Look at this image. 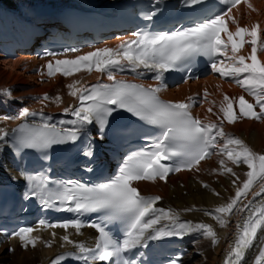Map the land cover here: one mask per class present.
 <instances>
[{"label": "snow or ice", "instance_id": "6c2138e0", "mask_svg": "<svg viewBox=\"0 0 264 264\" xmlns=\"http://www.w3.org/2000/svg\"><path fill=\"white\" fill-rule=\"evenodd\" d=\"M184 2L199 17L192 20L188 26L172 31L134 33L135 39L125 41L115 49L98 48L71 59H55L59 53L46 52L45 55L53 57L54 62L49 60L39 70L41 74L46 70L49 77L57 74L70 77L81 71L94 70L108 72V79L114 83L96 84L83 90L75 88L74 84L67 85L71 90L69 94L78 98L79 105L65 108L64 111L70 113L74 119L59 123L71 127L58 128L56 124L44 121L22 123L12 130L11 146L17 154L25 149L46 153L53 145L75 143L84 135L89 138V143L83 154L91 158L94 145L91 143L87 127L98 125L100 139H103L109 118L117 109H123L159 129V135L151 144V150H140L128 156L114 177L107 182L86 186L68 181L49 187L52 181L46 175L26 177L29 194L37 197L44 208L65 210L78 215L103 214L99 222L88 225L98 233L95 248L77 243L68 235L61 238L65 243L72 244L78 249L79 255L76 258L84 264H90L95 260L109 262L113 258L114 264H135L134 260L125 258L123 254L146 246V240H161L169 236L199 233L209 238L213 245L219 243L212 225L191 221L180 222L179 214L171 208L156 207L162 197L142 195L132 186L136 181L154 182L157 178L166 182L167 176L173 171L193 169L198 171L201 161L213 155L214 149H218L216 155L226 157L219 160L221 173L236 176L226 161L237 166L246 165L248 169L245 173L246 179L236 188L235 196L230 198L229 202L216 206L211 211H205V215L212 216L223 227L227 224L226 218L235 211L243 212L248 209L247 215L237 225L238 233L230 245L224 264H243L246 253L253 247L255 241H259V250L254 257V264H264V240H260V236L264 235V201L259 204L249 202L237 207L257 182H261V187L255 195L264 193V154L253 151L243 140L226 134L223 129L224 121L233 124L241 118L264 119V62L258 58V51H264V40L260 39L258 24L253 25L251 29L240 27L231 15L232 9L242 2L252 8L248 0H222L226 8L219 12L213 10L215 5L207 7L205 0ZM153 15L154 13L149 14L146 19L151 20ZM228 21L237 23L235 32L229 30ZM222 33L226 39L222 38ZM245 37L251 39L246 40ZM246 43L251 45L250 55L248 57L237 55ZM67 51L79 50L71 48ZM197 57L208 58L213 73L231 79L254 98V103L249 102L245 96L233 98L224 94L219 105L222 117L218 113H213L211 107L207 110L217 115L219 123H206L191 113L195 97H189L187 101L162 100L158 93L164 87V74L190 68ZM124 68H130L138 76L151 72L154 74L153 78L160 83L156 87L145 88L143 85L116 81L112 70ZM138 69L140 71H137ZM208 95L205 89L204 98ZM49 99L47 93L42 97V100ZM55 99L59 102L61 97L57 96ZM20 115L27 117L36 114L24 108ZM218 137L223 141L222 144L219 143ZM6 138H9V133L0 128V141L7 142ZM169 160L173 162L172 165L166 163ZM87 170L91 171L90 168ZM237 180L239 177L233 180L234 185ZM203 186L208 187L207 184ZM161 221H168V224L157 227ZM112 222L121 223L124 229L123 239L115 237L107 229V224ZM40 224L65 230L73 228L77 234L85 226L78 218L61 224L41 220ZM34 231L36 229L30 226L20 227L11 235L19 238L24 248L35 247L40 237L33 236ZM52 235L55 237V233ZM45 244L51 247V242ZM63 259L64 256L57 257L52 264H61Z\"/></svg>", "mask_w": 264, "mask_h": 264}, {"label": "bare ground", "instance_id": "6f19581e", "mask_svg": "<svg viewBox=\"0 0 264 264\" xmlns=\"http://www.w3.org/2000/svg\"><path fill=\"white\" fill-rule=\"evenodd\" d=\"M135 0H0V128L12 134V130L22 123H42L47 121L56 124L58 128L71 127L61 124L57 117L69 115L65 108L79 105L77 97L71 96L69 84H74L77 89L89 88L95 84L114 83L108 79V72L81 71L70 77L60 74L49 77L46 70L43 74L39 71L51 56L35 57L31 50H26L25 45L36 36L49 33L60 26V19L65 15L78 16L81 19L83 29L80 34L86 37H96L91 28L93 21H101L105 25H116L123 31H111L104 35V41L92 47H85L77 52L58 55L55 59L74 58L77 55L94 51L98 48H117L125 41L135 39L132 29L120 16L122 10L132 5ZM162 1V0H161ZM175 3L178 0H163ZM252 8L246 3H241L232 9L231 15L240 27L251 29L253 25H259L260 39L264 40V0H248ZM227 19V17H226ZM237 23L228 21L230 31L235 32ZM62 25V24H61ZM65 27V26H64ZM66 28V27H65ZM68 29V28H67ZM222 38L226 36L222 34ZM250 40L251 37H245ZM251 53V45L246 43L237 53L248 57ZM229 55H231L229 49ZM258 58L264 62V51H258ZM250 63V61H248ZM137 71H140L139 69ZM127 72L129 74H127ZM112 75L116 81H136L142 85L156 87L160 82L146 81L143 76L133 73L130 68L123 70L113 69ZM207 89L209 95L204 98ZM6 90V91H2ZM47 93L49 100H42ZM161 97L168 101H187L189 97H195L191 111L202 121L216 122L219 105L224 94L238 98L245 96L249 102L254 103V98L231 79L220 77L213 73L195 82H186L181 85L171 86L164 83ZM59 96L58 102L55 98ZM215 102V103H213ZM213 108V113L208 108ZM234 107H236L234 105ZM27 108L35 116H21V111ZM259 109H257L258 111ZM238 114V108H237ZM223 129L226 134L240 138L253 151L264 154V119L253 120L241 118L233 124L224 121ZM7 142L0 141V183H13L21 181L20 174L16 169L14 157ZM219 143L223 141L219 138ZM218 151V149L216 150ZM226 157L214 153L209 159L204 160L198 166L199 170L193 169L186 172H178L174 176L164 180L142 181L136 186L142 195L160 196L161 201L157 207L171 208L179 214V218H187L192 223H207L216 231L219 243L213 245L209 238L199 233L190 234L186 241L189 251L183 264H224L225 258L230 251V245L234 241L238 229V223L247 215L248 209L243 212L235 211L227 217V224L221 227L212 216L205 215V211H211L216 206L229 202L235 196L236 188L246 179L247 166H240L226 161L227 166L233 169L236 176L230 173H221L219 160ZM216 169L217 171H213ZM14 174L12 177L11 174ZM239 177L236 184L233 180ZM207 184L205 188L203 185ZM261 182H257L246 197L242 198L237 207H242L249 202L259 204L264 201V193L255 195L260 191ZM214 193H219L216 195ZM192 208V211L185 209ZM168 224V221L162 222ZM33 236L40 237L35 247L24 248L19 238L8 241L0 237V264H49L50 259L64 249H77L72 244L65 243L61 238L68 235L77 243L89 245L95 239L94 232L88 228H81L80 233L69 228L34 227ZM52 233H55L53 237ZM264 240V235L260 236ZM45 242H51L47 247ZM78 250V249H77ZM259 241H255L246 253L243 264H254V257L258 254Z\"/></svg>", "mask_w": 264, "mask_h": 264}, {"label": "rangeland", "instance_id": "374dc122", "mask_svg": "<svg viewBox=\"0 0 264 264\" xmlns=\"http://www.w3.org/2000/svg\"><path fill=\"white\" fill-rule=\"evenodd\" d=\"M11 176L13 177V176H14V174L12 173V174H11Z\"/></svg>", "mask_w": 264, "mask_h": 264}]
</instances>
